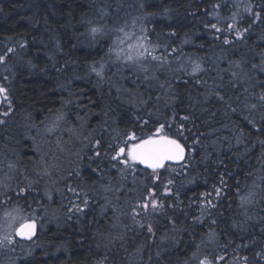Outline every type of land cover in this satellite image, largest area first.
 <instances>
[{
    "label": "trees",
    "instance_id": "16d2710c",
    "mask_svg": "<svg viewBox=\"0 0 264 264\" xmlns=\"http://www.w3.org/2000/svg\"><path fill=\"white\" fill-rule=\"evenodd\" d=\"M141 3L145 5L143 9L139 8ZM214 3H221V0H0V49L21 39L28 42L27 50H20L22 58L15 61V77L10 85L15 111L6 124L0 125V159L15 162L17 169L26 168L29 173L25 176L33 181L31 171H40L45 161L56 166V176L51 177V181H59V177L79 171L84 175V183L88 182L92 195L86 213L68 220L62 207L67 200L55 191L63 188V181L59 186L47 183L43 189L34 184L27 198L19 199L10 189L14 190L21 183L20 179L13 177V171L8 172L6 168L0 172V180H4L0 186V218L8 213L16 214L19 209L22 215H31L39 221L41 228L36 239L39 247L35 246L27 260L23 257L17 260L21 252L17 246L15 254L8 251L12 259L6 264H101V261L103 264H168L169 259L171 264H182L188 243L192 239L199 242V234L207 231L210 221L198 226L194 237L180 233L176 237L177 245L160 242L159 238L171 229L166 218L157 222V238L155 243L148 241L149 247H144L146 237L143 233L126 232L124 241L110 242L118 233L125 232V224H130L120 212L129 193L115 190L122 183L115 169H106L103 175H98L87 166V160L77 157V153L81 157L90 154V148L84 145L93 136H103L107 140L109 126L119 131L135 128L137 134H141L140 128L135 126L137 110L141 109L145 119L148 118L147 111L139 104L134 106L130 97L134 99L142 95L147 100L150 96L147 109L155 111L153 105H156L166 113L168 110L163 103L156 100L157 96L168 91L159 87L165 79L172 80L174 95L179 97L172 107L181 115L192 113L193 118L187 127L201 135V144L191 154L194 167L190 174L196 183L188 184L177 179L183 201L181 207L187 206L201 192L210 191L219 175L224 174L228 188L225 198L214 210L218 220L214 227L220 233L221 243L229 239L239 242L240 236L246 243L249 238H254V246L242 250L250 259L255 251L264 247V232L261 231L264 228V200L258 196L257 203L245 213L238 207L236 197L237 184L242 191L255 188L264 195V145L260 143L264 140V131L261 130L264 122L257 114L256 127H253L245 119L248 112L236 101L245 87L256 93L262 90L264 73L253 70L251 65L259 64L264 54V22L254 24L244 41L237 42L234 47L223 46L204 27L210 19L205 10H210ZM234 3L236 0H223L221 15H230ZM252 3L264 5V0H252ZM164 9H169V14L159 15ZM148 13L158 15L138 21L137 29L143 24L152 40H156L159 34L177 47L179 51L175 60L184 57L200 61L206 71L199 74V79L206 83H197L195 77L185 74L184 70L191 72L188 63L176 75L172 71L159 73V83L152 81L151 86L142 74L126 69L118 71L115 66L105 71L103 79L90 72L89 65L94 61H100L102 57L107 60L106 53L116 39L111 30L125 24L131 28L135 18L145 17ZM93 26H102L108 32L93 40L88 36V29ZM170 32L176 35L167 38ZM185 38L191 43L183 44ZM29 60L35 67H29ZM242 60L240 68L234 63L230 67V62ZM231 72L248 73L252 79L247 84L230 83ZM173 75L175 79H172ZM214 92L224 95L237 111L232 112L212 95ZM57 110L67 115L66 124L73 127L78 121V129L69 130L68 139H63L66 137L62 135L60 121L54 132L47 131L52 127V116ZM49 116L51 118L43 126L44 119ZM150 130L151 125L143 128L145 133ZM188 143L191 144V140ZM63 153L72 154L77 160ZM4 173H7L6 177ZM78 177L73 175L69 182H81ZM46 180L50 179L45 177L40 182ZM182 183L183 187H180ZM107 186L113 187L111 193L105 192ZM46 187L52 191V200L44 196ZM127 187H131V178ZM105 197L110 204H106ZM191 211L197 212L196 207L193 206ZM177 216L179 226L190 223L183 215ZM246 216L252 219L246 220ZM241 221H244L245 232L233 227L234 223L240 224ZM228 256H232L231 249ZM2 259L5 260L0 257Z\"/></svg>",
    "mask_w": 264,
    "mask_h": 264
},
{
    "label": "snow or ice",
    "instance_id": "6c2138e0",
    "mask_svg": "<svg viewBox=\"0 0 264 264\" xmlns=\"http://www.w3.org/2000/svg\"><path fill=\"white\" fill-rule=\"evenodd\" d=\"M222 2L223 0L221 3H214L210 10H205V15L210 19L204 23V27L213 33L214 40L231 48L237 42L244 41L246 34L250 32L254 24L264 22V15H262L264 5H253L252 0H247V3L244 0H236V3L233 4L234 10L230 15L222 16L220 13ZM144 7L143 3L139 5L140 9ZM167 14H169V9H164V12L159 15ZM152 15L158 14L148 13L145 17L135 18L131 28L125 24L112 29L111 32L116 36V39L106 53L107 60L102 57L100 61H94L89 65L90 72L103 79L105 71L115 66L118 71L128 69L142 74L149 86H151L152 81L159 83L157 73L171 71L173 61L176 58L175 54L178 53L179 49L169 44L167 39H162L159 34L156 40H152L148 29L143 24L137 29L138 21L147 19ZM213 20L215 22H212ZM246 20L247 25L245 26ZM107 32L108 30L102 26H93L88 29V36L96 40ZM175 35V32H170L167 34V38ZM182 43H191V40L185 38ZM27 47V40L21 39L0 49V125L6 124L8 118L14 114L15 109L10 87L11 79L15 77V61L22 58L20 50L26 51ZM190 63L191 72L184 70L185 74L195 77L197 83H206V81L199 79V74L206 71L202 63L197 60H191ZM233 63L236 68H240L243 60L230 62V67ZM28 65L35 67L31 60L28 61ZM251 68L264 73V54L261 55L260 63L252 64ZM181 70L180 68L176 69L177 72ZM231 77L230 83L247 84L252 79L248 73L231 72ZM137 78L139 79V76ZM172 79H175V75ZM159 87L168 89L162 96L156 97L157 102H162L164 108L168 110L166 113L161 112L156 105H153L155 111L147 109L148 101L151 100L150 96L147 100L142 95L134 99L130 97V102H133L134 106L139 104L143 110L147 111L148 118L145 119L141 114V109L137 110L135 126L140 128L141 134H137L135 128L119 131L109 126L106 129L109 133L107 140L103 136L99 138L93 136L88 144L84 145L85 148H90V154L85 153L81 157V154L77 153V157L87 160V166L98 175H103L106 169H115L122 181L115 190H123L129 193L120 212L130 221V224H125V232L118 233L110 242L117 239L124 241L126 232L143 233L146 237L144 247H149L151 245L148 241L155 243L157 238L159 227L157 222L161 218H166L171 229L159 238L160 242L161 244L170 242L172 245H177L179 241L176 237L180 233H187L194 237L197 235L196 228L210 221L207 231L199 234V242L192 239L188 243L184 252L186 258L182 264H264V247L255 251L251 259L242 252V250L254 246L256 243L254 238H249L247 243L243 236L239 237V242L232 239L225 243L220 241V233L214 227L218 224L214 210L219 207V202L225 198V190L228 188L224 174L219 175L217 183L212 185L210 191L201 192L198 197H193L187 206L181 207L183 201L180 199L177 179L186 181L188 184L196 183V179L190 174V170L194 167L191 162V154L196 151V146L201 144V135L187 127L188 122L193 118L192 113L181 115L172 107L179 100V97H176L172 90V80L165 79L163 83H159ZM261 89L259 93H256L245 87L242 95L236 97L238 104L248 112L249 115L245 119L253 127H256L255 117L257 114H259L260 121L264 122V82H261ZM212 95H215L232 112L237 111L228 103L224 95L219 92H214ZM207 98L205 97V100ZM63 119V114L57 110L55 119L52 121V127L48 128L47 131L49 133L54 132L59 127V121ZM105 123L107 124V121ZM149 125H151V130L147 133L143 132V128ZM261 130L264 131V124H262ZM189 140H191V144L188 143ZM237 142H240L239 138ZM260 143L264 145V140ZM137 166H143V169H139ZM55 167V165L45 161L40 171L36 173L37 178L34 181L29 180L23 172H20L19 174L24 176V180H28V182L21 181L14 190H10L16 193L17 198L26 199L34 184H39L45 177L51 181ZM5 168L8 172L18 171L15 162L6 158L0 159V172H3ZM4 175L6 177L7 173ZM73 175L80 176V172H69L66 176L59 177V181H63V188L55 189L67 200V204L62 205V207L68 220L73 219L77 214H85L86 210L90 208L92 200L91 190L86 183L82 181L75 184L69 182ZM129 178H131V187H127ZM59 181L51 182L58 183ZM3 184L4 180H0V186ZM180 187H183V183ZM112 191V186L105 187V192L111 193ZM3 195L7 196V193H3ZM44 196L48 200L53 199L52 191L47 187L44 190ZM258 196L264 200V195L256 192L255 188L242 191L237 184L238 207L243 212L247 213L248 209L257 203ZM105 202L110 204L107 197H105ZM193 206L196 207L197 212L191 211ZM177 214L183 215L186 221L190 220V223L183 227L179 226ZM11 219L13 221L9 224L11 231L4 230L3 234H0V248L8 247L15 254L16 247L20 246L21 252L17 260L21 257L27 260L32 254L33 245L39 247L36 244V239H38L37 220L31 215H22L19 209L16 210V215ZM250 219L252 217L246 216V220ZM243 223L244 221H241L240 224L234 223L233 227L237 228L239 232H245ZM189 229L192 231L190 232ZM261 231L264 232V228ZM229 249L232 250L231 257L228 256ZM159 255L160 253L157 252V256ZM168 264H171L170 259Z\"/></svg>",
    "mask_w": 264,
    "mask_h": 264
},
{
    "label": "rangeland",
    "instance_id": "374dc122",
    "mask_svg": "<svg viewBox=\"0 0 264 264\" xmlns=\"http://www.w3.org/2000/svg\"><path fill=\"white\" fill-rule=\"evenodd\" d=\"M179 57H181V56H179ZM178 58V57H177ZM190 61H191V59H186V58H184V57H181L179 60H175V62L173 61V64H172V69H171V71H172V74H175L176 75V73H177V71H176V69L177 68H180V69H183V68H186V66H187V63L188 64H191L190 63ZM114 66H112L111 68H113ZM126 70H128V69H126ZM167 72H169V71H167ZM166 72V73H167ZM160 73H165V72H160ZM159 73H157V75H158ZM178 76V75H177ZM176 77V76H175ZM127 78V77H126ZM130 78V77H129ZM163 79V78H162ZM56 116V115H55ZM55 116L52 118L53 120L55 119ZM64 116V120H62V121H60L61 122V129L63 130L62 131V135H64L66 138H63V139H68V136H69V134H70V132L71 131H76L77 129H78V121H76V123H75V125L72 127L70 124H66V120L65 119H67V115H63ZM46 118L44 119V122L42 123V125L43 126H45V124H46ZM69 130H71V131H69ZM60 138H62V136H60ZM63 154H65V155H67L66 153H63ZM67 157H70L71 159H73V160H77V158L75 157V156H73L72 154H69V155H67ZM26 167V166H25ZM66 170V168L64 169V171ZM28 170L26 169V168H24V170H23V167L21 166L19 169H18V171H13L12 172V175H14L13 177H15V178H19L20 179V182L22 181V179H24V176H25V173H29V172H27ZM20 172H23L24 173V176H22V175H20L19 173ZM82 172V171H81ZM31 175L33 176V178L34 179H36L37 177H36V173L32 170L31 171ZM54 176H56L55 174L52 176V177H54ZM83 173L78 177L82 182H84V178H83ZM86 178L88 177L87 175L85 176ZM9 179V178H8ZM8 179L6 180V183H8ZM62 181H59L58 183H57V185L59 186L60 185V183H61ZM47 183H52L50 180H46L44 183H39V184H35L36 185V187L37 188H39V189H43L44 187H45V185L47 184ZM85 183H88L87 181H85ZM6 189V187L5 188H3V190H5ZM16 214H8L7 216H5L4 218H3V220H2V218H0V234H3V232H4V230H8V231H11V228L9 227V224L10 223H13V221H12V219H11V217H14ZM1 220H2V222H1ZM35 248V245H33V249ZM19 249H21V248H19ZM32 249V250H33ZM10 250V248H8V247H5V248H1L0 249V252H3V251H6V252H3V255H0V257H3V258H5V260L3 261V259L2 260H0V264H6L7 262H9L11 259H12V257H10V252H8Z\"/></svg>",
    "mask_w": 264,
    "mask_h": 264
},
{
    "label": "bare ground",
    "instance_id": "6f19581e",
    "mask_svg": "<svg viewBox=\"0 0 264 264\" xmlns=\"http://www.w3.org/2000/svg\"><path fill=\"white\" fill-rule=\"evenodd\" d=\"M57 112H55L52 116V118L56 115ZM51 118V116H49L46 120L49 121V119ZM2 130V128H0V131ZM40 228V227H39ZM41 229V228H40ZM38 232H39V229H38V225H37V237H38Z\"/></svg>",
    "mask_w": 264,
    "mask_h": 264
},
{
    "label": "flooded vegetation",
    "instance_id": "af4514ba",
    "mask_svg": "<svg viewBox=\"0 0 264 264\" xmlns=\"http://www.w3.org/2000/svg\"><path fill=\"white\" fill-rule=\"evenodd\" d=\"M38 223H39V221L37 222V225H38ZM38 229H39V232H38V236H39V233H40V231H41V229L39 228V226H38Z\"/></svg>",
    "mask_w": 264,
    "mask_h": 264
},
{
    "label": "water",
    "instance_id": "95a60500",
    "mask_svg": "<svg viewBox=\"0 0 264 264\" xmlns=\"http://www.w3.org/2000/svg\"><path fill=\"white\" fill-rule=\"evenodd\" d=\"M139 169H143V166H137Z\"/></svg>",
    "mask_w": 264,
    "mask_h": 264
}]
</instances>
